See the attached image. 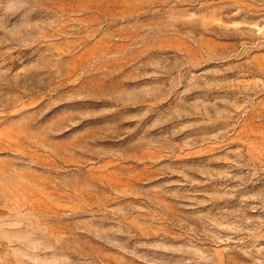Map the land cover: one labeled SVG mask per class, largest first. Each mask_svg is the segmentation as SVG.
<instances>
[{
	"label": "rangeland",
	"instance_id": "1",
	"mask_svg": "<svg viewBox=\"0 0 264 264\" xmlns=\"http://www.w3.org/2000/svg\"><path fill=\"white\" fill-rule=\"evenodd\" d=\"M0 264H264V0H0Z\"/></svg>",
	"mask_w": 264,
	"mask_h": 264
}]
</instances>
